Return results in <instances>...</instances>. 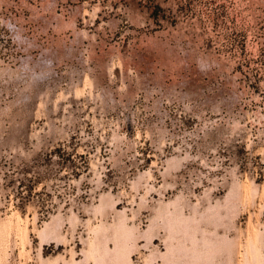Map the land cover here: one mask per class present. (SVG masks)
<instances>
[{
    "label": "rangeland",
    "instance_id": "1",
    "mask_svg": "<svg viewBox=\"0 0 264 264\" xmlns=\"http://www.w3.org/2000/svg\"><path fill=\"white\" fill-rule=\"evenodd\" d=\"M264 264V0H0V264Z\"/></svg>",
    "mask_w": 264,
    "mask_h": 264
},
{
    "label": "bare ground",
    "instance_id": "2",
    "mask_svg": "<svg viewBox=\"0 0 264 264\" xmlns=\"http://www.w3.org/2000/svg\"><path fill=\"white\" fill-rule=\"evenodd\" d=\"M21 264V263H20Z\"/></svg>",
    "mask_w": 264,
    "mask_h": 264
}]
</instances>
